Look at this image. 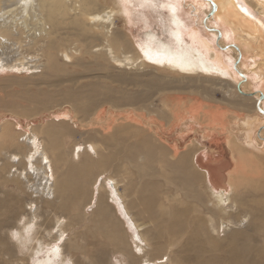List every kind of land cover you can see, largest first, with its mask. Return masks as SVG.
Returning <instances> with one entry per match:
<instances>
[{
  "label": "bare ground",
  "instance_id": "6f19581e",
  "mask_svg": "<svg viewBox=\"0 0 264 264\" xmlns=\"http://www.w3.org/2000/svg\"><path fill=\"white\" fill-rule=\"evenodd\" d=\"M172 1L166 0L163 4V24L179 45L178 48L175 49L171 43L161 42L149 33L142 52L120 25L126 10L123 0H0V72L32 71L29 76H37L40 80L37 79L33 85L37 88L47 87L45 91L39 92L31 104L33 106L28 107L29 110L20 108L22 106L19 104L21 110L15 107V101L12 109H19L23 116L26 114L28 117L40 110L59 112L54 119L38 127L20 129L23 131L19 132L13 128L10 120L0 123V156L5 159L4 163H0V173L3 174L0 177V189L3 187L4 194L16 203L11 202L10 205L16 206L13 212H18V223L22 225L16 232L18 245L23 252L25 244L29 243V250L33 249L30 255H34V264H61L69 259L71 264L77 262L73 255H66L63 251L64 244L61 241H69L70 238H64V221L57 217L59 219L54 223V228H49L45 237H39L38 228L34 230V224L37 225L36 209L32 217L23 216L22 195L31 189L37 196L44 197L49 206L54 204L57 194L65 193L61 195L64 199L58 203L59 209H76L86 198L89 183L95 184L94 179L103 178L102 173L106 169L109 176L102 179L103 185L108 188L111 186L109 191H115L124 201L127 211L136 221V230H142L137 222L139 218L152 223L150 240L157 246L154 245L156 251L152 248L149 251L158 257L152 258L146 252L147 243H150L147 232L137 235L135 252L133 245L128 243L122 224L114 217L105 194L100 192L103 188L100 186L95 202L97 208L92 218L94 226L88 233L87 241L93 248L78 240L71 246L76 253L89 257L94 264L102 262L91 255L95 248H110L113 253L128 256L131 262L137 258L140 264H168L164 260L165 254L161 253L173 249L182 241L184 243L177 251L186 252L185 256L174 255L169 264H264V211L256 218L251 214L255 208L247 205L248 201L256 200L239 202L237 199L241 196L240 182L254 181L263 169L264 159L259 153L263 147L256 142L264 139V130L260 129L264 126V109L260 106L262 92L237 89L231 95L235 92L236 96L242 97L243 102L226 100V107L242 110L234 121L241 127L238 133L242 134V138L233 130L231 133L227 131L231 134L226 141L232 154L230 161L217 154L214 157L199 155L196 160L198 152L202 151L196 143L192 142L185 148L174 147L166 140L162 141L157 134L150 133V124L137 116L139 113L136 111L145 108L148 114L157 113L161 121H170L172 117L182 120L179 107L170 108L167 97L163 99L165 107L153 104L151 97L155 92L162 95L161 92L173 89L187 90L188 93L192 92L191 95L197 92L209 100H215L217 75L225 74L220 70L224 60L219 53L213 52L211 41L193 32L192 41H187L188 44L183 42L179 5L177 1ZM205 1L208 7L219 14L224 24L236 26L228 18V11L234 18L244 21L245 15L241 10L247 11V8L238 5L236 0ZM255 1L258 10L264 14V0ZM237 26L240 28L241 25ZM251 29L256 32L261 30L257 24H253ZM25 49H29L31 54L38 53L30 58L23 55V60L28 62L27 68L21 59L9 60L8 54L22 55L19 51ZM160 70L180 73V80L168 72L156 74ZM257 75L261 77L262 73L257 72ZM152 79H156L162 87L155 88ZM210 79L211 89L207 90L205 88L210 87L201 82L208 83ZM170 84L192 88H167ZM142 85L149 88H134ZM250 98L253 102L249 100L252 104L248 109L246 101ZM8 100L0 97L1 105L6 108L13 105ZM30 101L32 103V99ZM196 101L190 114L211 123L209 116L213 117L214 106L207 108L202 97ZM111 109L126 112V115H109L108 118L106 116L108 121H102V117ZM252 110L253 114L250 113ZM244 112L247 115L245 118L242 117ZM74 120L78 121L82 129L73 125ZM217 142L220 143L219 140ZM12 147L21 148L23 155L12 153ZM66 148L71 151L67 152L71 165L67 161L68 168L60 180L53 162L63 163L64 156H67ZM207 148H203L205 152ZM151 161L156 162L158 168L150 164ZM16 166L22 167V171L15 169ZM204 166L212 171L211 176ZM133 176L137 179L133 180ZM30 177L35 178V184H29ZM205 181L208 186L202 189L201 184ZM25 182L30 185L27 189ZM170 184L175 186L177 196L172 197L167 188ZM9 186L12 189H6ZM121 186L124 193L120 192ZM261 203L264 208V200ZM250 224L253 228L249 227ZM216 225L219 230L214 234ZM33 242L35 247L31 246ZM57 248L59 251H56ZM157 252L161 255H157Z\"/></svg>",
  "mask_w": 264,
  "mask_h": 264
},
{
  "label": "rangeland",
  "instance_id": "374dc122",
  "mask_svg": "<svg viewBox=\"0 0 264 264\" xmlns=\"http://www.w3.org/2000/svg\"><path fill=\"white\" fill-rule=\"evenodd\" d=\"M165 1L166 0H149V1L148 0H123V3L126 6L125 7L126 10H125V13L123 14L124 18L123 17L121 18L120 25L121 27L125 29V31L130 36V38L133 40V42H135L134 44L136 45V47H138L141 51L145 49L146 47L145 40L149 33H152L154 36H156L158 40H161V42L164 41L166 43L167 42L171 43L173 46H175V49H177L179 46L174 42L175 39L173 38L172 34L168 32L169 30H167L163 24L164 23L163 20L165 19L164 18L165 11L163 9V4L165 3ZM173 1H177L179 5L178 15L181 18V21L183 24L182 25L183 32H184V37H182L183 42L187 43V41L188 42L192 41L193 32H197L199 34L198 37H201L203 39L205 38L209 42L211 41L210 43H212L214 47L213 52H215V54L219 53L224 60L223 61L224 63L221 64L222 66L220 67V70L223 71L225 74L217 75L218 76L217 87L214 92L215 100H209L207 97H205L204 95H199L197 92L191 95L192 92L188 93L187 90L178 91L177 89H173V88L185 87L182 85H176V84H179L177 82L176 84H170L166 86L167 88L173 89L172 91L164 92L166 96L164 95L163 92H161L163 95V97H161L162 95L158 91L155 92V95H153L154 93L152 94L153 97H151V100L152 102H154L153 104L157 106L163 107L164 106L163 99L164 98L166 99V97H167L166 102L168 103L170 108H174L178 106L179 107L178 111L181 112L183 116L182 120H178L177 118L172 117L170 121H165V120L161 121L162 118L157 113L148 114V111L147 109L145 110V108L140 109L142 111L140 110L136 111L140 115L139 114L137 115L136 112L135 113L140 119H142V121H144V123L147 122L148 124H150L151 126L150 127L151 132L149 131L150 133L157 134L156 136L159 137L162 141L166 140L169 144H171L174 147L175 145H177L180 148H185L188 144L192 142L196 143L199 149L200 148L202 149V151L198 152L196 156V160L199 155H203L206 157L208 156L214 157L215 156L214 154H217L216 156L223 155L224 158L230 161L232 154H230L231 150L227 147L226 141H227V138L231 136L230 133L232 132V130L236 132V134L240 132L241 127L235 124L234 121H235L236 116H238L242 110L239 111V109L230 108L229 106L226 107L225 103L228 102L226 101L227 98L230 101L236 100V102H239V101L243 102L241 100L242 97L240 98L239 95L236 96L235 92H233V95H231V92L234 90L237 91V89L238 90L240 89L242 91L245 90L246 92H249V91L251 92L254 91L256 93L262 92L263 97L260 101V106L264 109V14L262 13V11L258 10L259 7L256 4L255 0H236L237 4L238 5L241 4L244 8H247V11L244 9L241 10V12L244 13L243 15H245L244 21L242 19L238 20L234 18L230 14L229 11L227 12V16L230 19V21L233 20L232 22L236 24V26L234 27L233 25H230V24H227V25L224 24L221 21L220 17H218L219 14L215 12V10H213L212 7L210 6L208 7L205 0H173ZM237 23L241 25L240 28H237L238 27ZM253 24L259 25L261 30L259 32L253 31L251 29ZM194 41L195 43H197L196 38H194ZM247 42H249L251 45H248ZM19 52H22V55H20V53H17V55L14 53H11L10 55L8 54V58L9 60L13 59V61L14 59H21V62H24L23 64L25 65L26 68L28 67L27 66L28 62L27 60H23V55L29 56L28 58L34 55H38L37 52L33 54H31L32 52L29 53L30 52L29 49L20 50ZM39 55L41 56V53H39ZM223 65H226V66H223ZM160 72H157L156 74L162 75L164 72L169 73L170 71L160 70ZM257 72H261L262 76L260 77L259 75H257ZM30 74L32 75V71L30 72L27 71L23 73H18L15 71L0 72V97L1 99H9L8 101H12V104L15 101L14 103L16 105L19 104L20 106H22V107L19 106L20 108L32 107L33 105L31 104H33L34 99H37V97L39 96V92L45 91L47 87L43 86L42 88H37L36 85H33L34 83H36L35 81L37 79L38 81L40 80L39 78H37V76L34 78L30 77L29 76ZM169 74L170 75L175 74V75H172V77L180 80V78L178 77V76H181L180 73L178 74V73L172 72ZM217 76L215 78H217ZM152 80L155 82L153 84L155 88L162 87L158 81H155L156 79H152ZM201 83H204L203 85L210 87V88H205V89L207 90L211 89V79L209 80L208 83L203 82V80ZM222 85H225V86L223 87V89L220 90ZM130 88H133V87H130ZM134 88L136 90H139L142 88L145 89L149 87L146 85H142V86H137ZM185 88H192V87L186 85ZM192 96L193 98H191ZM5 97H8V98H5ZM185 97H187L188 99H186ZM201 97L203 99V103H205V106H207V108H212V106H214V110L219 114L220 118L214 110H212L213 117L212 115L209 116L212 120L211 123L207 120H204V118L190 114L192 113V110H193L192 106L195 105V103L197 104L196 100L197 99L201 100ZM190 98H191V101H190ZM27 99H30V100L32 99V103L30 100H27ZM187 100L189 101V103ZM247 100L248 101L246 102H248V107L247 106L246 107L249 109L253 100L252 98L247 99ZM249 100H251L252 102ZM11 106L14 107V104L9 105L6 108V106L4 105L2 106L0 103V123H2L5 120H10V123L13 124V128L17 129V131L18 130L23 131L20 129H25V128L27 129L30 126H32L33 128L38 127L40 124L46 123L50 119H54L55 117H57L59 113L58 111H53V110H40L34 113L32 117H28V116H25L26 114H24L23 116V114L20 113L19 111L20 108L18 107V105L15 107L19 109L14 108L16 111L17 110L19 111V112L17 111V113H15V110L12 109ZM253 112L254 110H252L250 113L253 114ZM125 113L126 112H121L120 110L111 109L107 111V115L102 117L101 120L108 121L107 118L109 115H114V117H122L123 115H126ZM250 113L248 112V114ZM149 115L151 117H149ZM152 116L157 119L156 120L155 118L153 119ZM246 116L244 112L242 114V117L245 118ZM150 118H152V120ZM76 121L77 120H74L73 125L75 124L74 126L76 128L82 129V126L79 123H77L78 121L77 122ZM20 125H22V127ZM165 125H167V127H165ZM223 125L225 128L224 127L221 128V126ZM154 127H156V129ZM260 129L264 130V126H262ZM227 131L230 133H228ZM239 136L241 139L242 134L240 133ZM217 140L220 141L219 144H217L218 143ZM81 142H83V140H81ZM256 142L260 144V147H263V149L261 148L260 150L261 152L259 153L260 155L262 153L261 157L262 159H264V154H263L264 153V139L263 140L261 139V142H258V140H256ZM204 147L205 148L208 147L206 152L203 149ZM214 149H217L216 150L217 152ZM10 151L12 153L23 155L22 154L23 151L21 150V148L12 147L10 148ZM67 152L70 153L71 151L66 148L65 153L67 156H64V161L62 160L63 163L58 162L59 164H57L53 162V166L60 180L62 179L61 178L62 174L66 173L68 165L69 164L71 165L70 160H69L70 155ZM254 159L258 160L257 158H254ZM67 161L69 162V164L67 163ZM4 162H5V159H3L0 156V163H4ZM150 164H154V166L158 168V164L156 162L151 161ZM17 168L19 171H22V167L16 166L15 169ZM259 173L260 175L259 174L256 175L255 180L252 182L251 181H249V183H247L246 181L240 182V184L242 183L241 185L239 184L240 186L239 188L242 189L241 192H239L241 196L239 195L240 197L237 198L239 202L242 200L248 201L247 199L256 200V201L247 202V205H250L255 208L252 210L251 214L256 218L262 215V211H264V208H262L263 204L261 203V200H264L263 199L264 197L262 196L264 195V160H263V169ZM102 174H103V178H105V176H109L107 169ZM1 175L3 174L0 173V177ZM103 178L99 177L98 179L97 177L96 179H94V181L96 180L95 184H92V185H90L91 183L90 182L88 185V188L86 189L87 191L86 198L82 200L83 202L79 204L76 209L71 208L70 210H61L59 209V206H58V203H60L64 199L61 195H65V193L57 194L56 200L55 202H53L54 204L48 206L45 202L44 197H41V195L37 196V194L31 192V189L30 191L27 189L28 186L30 185H28L25 182L27 194L24 193V195H22L23 200H24L23 209L21 210L22 215L26 217H32V215H34L33 213L35 212V215L37 216L35 222L37 223V225L34 224V230L38 228L39 237H43L44 235H46V231L52 229V227L54 228L53 226L54 223L59 218H61V220L64 221L65 228H66V233H65L66 236L64 238L68 239L70 237L69 241H65V240L61 241V244L62 243L64 244L63 251L65 252L66 255H69V256L73 255L77 264H94L93 261L90 260L89 257L86 258V256H84L83 254L76 253L72 249L71 246H72V243L75 242V240H78L79 243H83L89 248H93L92 245L89 246V243L87 241H89L88 233L92 230V226H94L92 223V218H93L94 213L96 212L97 206H95L96 205L95 202L99 194L98 192H99L100 186L103 187L101 188L100 192L102 191V193L105 194L104 197L106 198L107 202L111 206L110 208L113 211L114 217L116 218V220H118L122 224L126 232V238L128 239V243L133 245L135 252H136L135 244L138 241L137 235L140 236V232H147L146 236L149 238V240L150 238H152L153 233L149 231V229L151 230L152 228L151 227L152 223L141 220L139 218L137 222L141 225L142 230L137 231L136 230L137 227L134 224L136 221H134L135 219L132 216V214L127 211V207H125L124 201L120 197L117 196L115 191L113 190H111V192L109 191V188H111V186L109 188L104 187L103 181H102ZM160 178L163 179L162 176ZM29 179H30L29 184L36 183V180L34 177H30ZM136 179L137 178L133 176V180H136ZM207 186H208L207 181L201 184L202 189H206ZM9 187H7L6 189L8 190L12 189L11 186ZM167 188L170 190L172 197H174L175 195L176 196L178 195L177 190L175 189V186L173 184L172 185L170 184L169 186H167ZM120 192L124 193L123 186L120 187ZM119 199L121 203L119 202ZM2 200H5L6 202L3 203L1 202ZM7 200H9V197H7L4 194L3 187H1L0 189V204H1L0 205V214H1L0 215V264H34L33 262L34 255L33 256L30 255L31 253L33 254L32 252L33 249L32 251L29 250V246H28L29 243L25 244L26 246L24 247H26V249L22 247L23 248V252H22L20 251L21 249L20 245H18V237L16 236L15 239H13V236H12L13 231L15 233L18 232L19 228L22 227V225L18 223V220H19L18 212L16 211L13 212V210L16 207L15 206L16 203L12 200L11 201L9 200L7 202ZM11 202H14L15 205L14 206L13 204L10 205ZM2 205H3V208H2ZM8 208H9V212H7ZM34 209H36V211L33 212ZM4 212H6V215H4ZM85 213L87 214L84 215ZM244 214H247V213L245 212ZM83 215L85 219L83 218ZM249 227L253 228V225L250 224ZM214 229L215 230L213 233L217 234L219 230L217 228V225L215 226ZM31 234H33V232H31ZM145 242L146 241H144L143 244H145ZM182 243H184V241H182ZM182 243L178 244L173 249H170V250L166 249L165 250L166 252L164 251L161 253V254L163 253L165 254L164 260H166L165 261L166 263L169 264L170 263L169 260L174 258V255L177 256L178 254V257H181L182 255L185 256L186 252L181 253L177 251V249L182 246ZM154 245L157 246V244L153 240L152 241L150 240V243H147L148 249H146L147 254L152 258L158 257L149 251V249L151 248L152 249L156 248ZM31 246L35 247L36 245L33 242V245ZM161 254L160 252H157V255L160 256ZM91 255H93L94 257H97L98 259H101L102 260L101 264H140L138 263V260H136L137 258H135L134 262H131L132 260H130L128 256L124 257L122 254L113 253L110 248L108 250L95 248V250L92 252ZM20 258H22L23 260H21ZM61 264H65V263H61Z\"/></svg>",
  "mask_w": 264,
  "mask_h": 264
},
{
  "label": "clouds",
  "instance_id": "9594fccd",
  "mask_svg": "<svg viewBox=\"0 0 264 264\" xmlns=\"http://www.w3.org/2000/svg\"><path fill=\"white\" fill-rule=\"evenodd\" d=\"M13 233H15V232L13 231ZM13 233H12V236H13ZM13 239H15L14 236H13ZM65 264H71V260L69 259V260L65 261Z\"/></svg>",
  "mask_w": 264,
  "mask_h": 264
},
{
  "label": "snow or ice",
  "instance_id": "6c2138e0",
  "mask_svg": "<svg viewBox=\"0 0 264 264\" xmlns=\"http://www.w3.org/2000/svg\"><path fill=\"white\" fill-rule=\"evenodd\" d=\"M13 236L16 237V233H13ZM56 251H59V249L57 248Z\"/></svg>",
  "mask_w": 264,
  "mask_h": 264
},
{
  "label": "water",
  "instance_id": "95a60500",
  "mask_svg": "<svg viewBox=\"0 0 264 264\" xmlns=\"http://www.w3.org/2000/svg\"><path fill=\"white\" fill-rule=\"evenodd\" d=\"M201 163V162H200ZM205 167V166H204ZM206 168V167H205ZM209 172H210V176H211V173H212V171L211 170H209L208 168H206Z\"/></svg>",
  "mask_w": 264,
  "mask_h": 264
}]
</instances>
